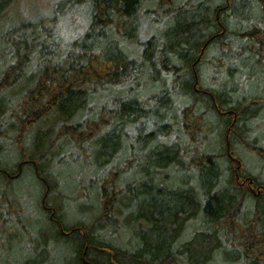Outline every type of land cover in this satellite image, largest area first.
<instances>
[{"label":"trees","instance_id":"1","mask_svg":"<svg viewBox=\"0 0 264 264\" xmlns=\"http://www.w3.org/2000/svg\"><path fill=\"white\" fill-rule=\"evenodd\" d=\"M85 1L91 22L61 55L58 23L0 26V175L34 174L56 226L37 224L29 264L49 240L63 264H264V0ZM77 198L93 218H72Z\"/></svg>","mask_w":264,"mask_h":264},{"label":"rangeland","instance_id":"2","mask_svg":"<svg viewBox=\"0 0 264 264\" xmlns=\"http://www.w3.org/2000/svg\"><path fill=\"white\" fill-rule=\"evenodd\" d=\"M83 1V0H81ZM81 1L75 0H13V5L10 8H5L2 16L0 17V26L3 30H9L12 27L16 26L17 24H21L25 21L26 23H31L33 26L30 29L28 27L27 33H30L34 28H37L38 23L41 21L46 22V26L48 28H55V24L58 23L59 31L62 39L58 40V54L64 51L65 46H69L76 37L80 36V30L86 28L90 22L91 17L89 14L86 15V10H88L91 6V2L85 1V3L89 5H84ZM93 7L89 9V12H92ZM85 11V13H84ZM145 17V16H143ZM146 27H145V26ZM143 28H146L149 32V27L145 24L142 25ZM134 44V43H133ZM137 48H143L142 46H138ZM264 136V133H263ZM5 145V144H4ZM5 152L2 151L0 153L1 158L6 160ZM57 153V150H55ZM71 153H75L76 149L70 148ZM250 158V157H249ZM52 161L51 157L46 160L49 162ZM236 161V160H235ZM237 161H239L237 159ZM236 161V163H237ZM54 165H51V169L58 174L56 185L58 186L57 189L53 191L51 194L50 201H52L53 205L57 206L61 203L63 204L62 200L59 198V191L62 188V193L67 197V200L71 197L68 193H66L65 189L66 186L64 185V180L67 179L62 173L65 170L64 164L61 165L56 164V160L53 161ZM52 162V163H53ZM255 162V161H254ZM245 165V164H244ZM29 167H26V171H28ZM245 169L246 165H245ZM247 171V170H246ZM25 173V172H24ZM50 174L52 173L49 172ZM89 170H86L81 175L82 179L86 180L89 176ZM51 180L53 181V177ZM41 186V182L35 177L34 174H30V172H26L24 175L19 177L18 179H14L11 183L9 179H7L4 175H0V191H8L10 193V197L12 196L17 203L20 204V211L14 212L11 209H4L0 208V223L2 222L3 217H5L6 223L0 227V232L6 230V234L0 237V264L8 261V257H20L23 253V248H29V252L24 255V258L18 260L19 263H30V258L32 255L30 254V241L32 240V236L38 237V227L37 224L41 227L39 231L40 236H44L45 234L55 233V225L53 221L47 216L39 217L42 212L38 209L41 204V194L38 199H36L38 195V190L43 195V188ZM41 189H40V188ZM60 187V188H59ZM45 192V190H44ZM75 196V193H72ZM73 200V199H71ZM0 202H1V195H0ZM64 205V204H63ZM71 208L73 212H76V215L72 218L75 219H85L89 220L90 217H94L93 213L91 216L89 213L85 212L84 203L81 198H77L75 201H72ZM60 214L64 212L61 209H58ZM16 216V217H15ZM19 216V217H18ZM13 218L17 219V222L13 224ZM61 218V217H59ZM91 218V219H92ZM130 224L133 223L130 221ZM68 224L69 221L66 220ZM57 223V222H56ZM91 223L88 222V224ZM200 221L194 219L190 222V227L187 228L189 232L190 229H194L199 225ZM13 224V225H12ZM12 225V226H11ZM31 225L32 230L31 231ZM11 226V227H10ZM129 226V224H128ZM31 231V234H30ZM131 230L128 229V232ZM185 237H188V233L185 234ZM15 239V240H13ZM23 242V243H22ZM131 244L138 245L139 241H136V238L133 237L130 240ZM35 246H38L37 241L33 243ZM12 247L10 253L7 252V248ZM34 251L36 252V247H33ZM46 249V257L42 259V264H63L65 257L69 254V250L67 247L64 246H55L53 241L49 240L45 244ZM225 259L218 260L216 264H227ZM18 264V263H17ZM235 264V263H232Z\"/></svg>","mask_w":264,"mask_h":264},{"label":"flooded vegetation","instance_id":"3","mask_svg":"<svg viewBox=\"0 0 264 264\" xmlns=\"http://www.w3.org/2000/svg\"><path fill=\"white\" fill-rule=\"evenodd\" d=\"M139 46H142V47H143V45H142V44H141V45L139 44ZM143 48H144V47H143Z\"/></svg>","mask_w":264,"mask_h":264}]
</instances>
